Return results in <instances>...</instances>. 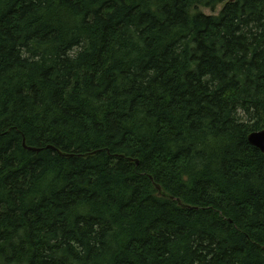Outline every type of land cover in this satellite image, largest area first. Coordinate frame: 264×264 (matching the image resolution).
<instances>
[{
  "label": "trees",
  "instance_id": "obj_1",
  "mask_svg": "<svg viewBox=\"0 0 264 264\" xmlns=\"http://www.w3.org/2000/svg\"><path fill=\"white\" fill-rule=\"evenodd\" d=\"M262 128L264 0H0V264H264Z\"/></svg>",
  "mask_w": 264,
  "mask_h": 264
},
{
  "label": "water",
  "instance_id": "obj_2",
  "mask_svg": "<svg viewBox=\"0 0 264 264\" xmlns=\"http://www.w3.org/2000/svg\"><path fill=\"white\" fill-rule=\"evenodd\" d=\"M248 141L259 147L261 150L264 151V129H259V130H255L254 132H252L251 134L248 135L247 137ZM23 147L27 150H30V151H35V152H38L40 150V148L38 147H31V146H27L23 140ZM49 148L53 149L54 147L53 146H48ZM95 151L93 152H88V153H84V154H80L81 156H87V155H92L94 154ZM61 156H64V157H71L73 156L74 154L73 153H62L60 152L59 153ZM79 155V154H78ZM118 157H123V155H116ZM137 163V161H136ZM154 187L155 189L157 190V195L158 196H162V197H165V198H168L170 200H175L177 202V204L181 207V208H191L189 205L187 204H183L181 202V199L177 198V197H174L172 195H170L169 193L165 192L161 186L157 183H154Z\"/></svg>",
  "mask_w": 264,
  "mask_h": 264
},
{
  "label": "rangeland",
  "instance_id": "obj_3",
  "mask_svg": "<svg viewBox=\"0 0 264 264\" xmlns=\"http://www.w3.org/2000/svg\"><path fill=\"white\" fill-rule=\"evenodd\" d=\"M222 5H219L217 7V9L219 10L221 8ZM199 10H201L205 15H211L213 13H216L218 10L214 11L211 10L210 8H206V7H198Z\"/></svg>",
  "mask_w": 264,
  "mask_h": 264
},
{
  "label": "bare ground",
  "instance_id": "obj_4",
  "mask_svg": "<svg viewBox=\"0 0 264 264\" xmlns=\"http://www.w3.org/2000/svg\"><path fill=\"white\" fill-rule=\"evenodd\" d=\"M262 129H264V128H262ZM252 133V132H251ZM250 133V134H251ZM248 137V136H247ZM248 140V139H247ZM249 142V141H248ZM250 143V142H249ZM251 144V143H250ZM251 145H253V144H251ZM253 146H255V145H253ZM256 148H258L261 152H263L264 153V151L263 150H261L259 147H257V146H255Z\"/></svg>",
  "mask_w": 264,
  "mask_h": 264
}]
</instances>
